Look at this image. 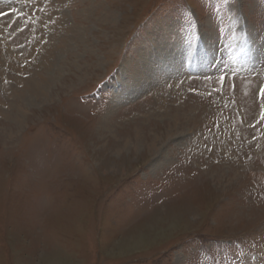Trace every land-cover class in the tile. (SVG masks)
Segmentation results:
<instances>
[{
  "label": "rangeland",
  "instance_id": "374dc122",
  "mask_svg": "<svg viewBox=\"0 0 264 264\" xmlns=\"http://www.w3.org/2000/svg\"><path fill=\"white\" fill-rule=\"evenodd\" d=\"M264 0H0V264H264Z\"/></svg>",
  "mask_w": 264,
  "mask_h": 264
},
{
  "label": "snow or ice",
  "instance_id": "6c2138e0",
  "mask_svg": "<svg viewBox=\"0 0 264 264\" xmlns=\"http://www.w3.org/2000/svg\"><path fill=\"white\" fill-rule=\"evenodd\" d=\"M262 94H264V89H262Z\"/></svg>",
  "mask_w": 264,
  "mask_h": 264
}]
</instances>
